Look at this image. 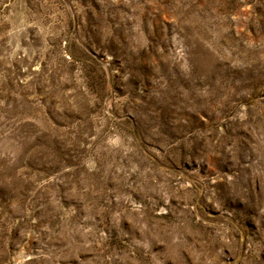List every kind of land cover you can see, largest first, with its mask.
I'll use <instances>...</instances> for the list:
<instances>
[{"label":"rangeland","instance_id":"rangeland-1","mask_svg":"<svg viewBox=\"0 0 264 264\" xmlns=\"http://www.w3.org/2000/svg\"><path fill=\"white\" fill-rule=\"evenodd\" d=\"M0 264H264V0H0Z\"/></svg>","mask_w":264,"mask_h":264}]
</instances>
